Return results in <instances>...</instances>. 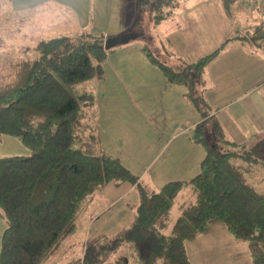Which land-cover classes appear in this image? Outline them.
<instances>
[{
  "label": "trees",
  "instance_id": "16d2710c",
  "mask_svg": "<svg viewBox=\"0 0 264 264\" xmlns=\"http://www.w3.org/2000/svg\"><path fill=\"white\" fill-rule=\"evenodd\" d=\"M143 1L155 23L164 19L166 6L176 4V0ZM224 3L228 6L229 0ZM67 38L42 39L39 55L18 61L11 80L0 81V135L15 136L31 150L30 155L0 157V210L6 221L0 264H41L73 230L84 200L111 181L131 185L138 181L117 157L88 153L90 146L79 134L83 119L79 110L88 95L76 94L74 87L103 77V64L113 47L106 48L100 35L66 50ZM233 40L263 50L264 23L250 34L235 33L189 64L186 72L160 61L146 45L142 51L169 84L184 85L185 96L200 109L206 103L195 85L202 84L205 66ZM206 117L202 111L193 128L194 141L206 151L200 171L188 180L168 181L156 192L140 186L134 220L110 245L87 241L84 264L95 253L93 264H97L100 254L106 256L122 244L136 251L141 264H191L186 242L222 231L248 243L250 264H264V193L244 178L254 155L263 154L262 143L246 148L230 141L219 121ZM225 145L240 149H224ZM237 158L243 164H236ZM182 190L186 194L180 216L168 228L174 200Z\"/></svg>",
  "mask_w": 264,
  "mask_h": 264
},
{
  "label": "rangeland",
  "instance_id": "374dc122",
  "mask_svg": "<svg viewBox=\"0 0 264 264\" xmlns=\"http://www.w3.org/2000/svg\"><path fill=\"white\" fill-rule=\"evenodd\" d=\"M224 1L176 0L174 6L164 7V19L155 23L149 4L143 0H0L1 82L11 80L18 61L39 55L37 45L42 39L67 36L64 48L71 50L100 35L104 43L127 33L138 36L113 47L103 64V77L74 87L76 94L88 95L79 110L83 116L79 134L90 146L87 152L117 157L138 181L134 185L111 181L84 200L73 230L41 264H84L87 241L110 245L134 220L140 186L156 192L168 181L188 180L200 171L206 151L194 141L190 124L195 125L202 111L207 114L212 105L203 103L199 109L185 96L186 87L169 84L142 47L146 45L176 71L186 72L189 64L213 52L235 33L250 34L264 23V0H229L228 6ZM230 45L225 46L227 50ZM209 65L204 68V78ZM195 87L205 99L206 88L200 81ZM224 149L239 150L240 146L225 145ZM30 154L19 138L0 135V157ZM254 157L252 165L243 166L247 168L244 178L264 193V153ZM241 161L234 160L238 165ZM185 194L182 190L174 200L170 225L180 216ZM5 227L0 210V244ZM226 233L229 236H208L210 249L204 257L194 255L191 264H236L240 260L248 264V243ZM232 239L242 247L241 253L225 249ZM96 254L86 263L93 264ZM99 257L97 264H124V259L141 264L127 244Z\"/></svg>",
  "mask_w": 264,
  "mask_h": 264
},
{
  "label": "crops",
  "instance_id": "0c3cea01",
  "mask_svg": "<svg viewBox=\"0 0 264 264\" xmlns=\"http://www.w3.org/2000/svg\"><path fill=\"white\" fill-rule=\"evenodd\" d=\"M230 43L228 50L224 47L209 62L205 78L203 73L202 85L207 91L204 100L207 105H212L206 118L218 120L226 137L246 148L261 142L264 153V49L256 50L239 40ZM195 125L190 124V128ZM214 235L229 236L225 231L199 234L186 242L190 262L194 255L205 256L211 247L207 237ZM241 248L233 240L225 249L241 253ZM124 264H129L127 259ZM236 264H247V260Z\"/></svg>",
  "mask_w": 264,
  "mask_h": 264
},
{
  "label": "water",
  "instance_id": "95a60500",
  "mask_svg": "<svg viewBox=\"0 0 264 264\" xmlns=\"http://www.w3.org/2000/svg\"><path fill=\"white\" fill-rule=\"evenodd\" d=\"M136 37H138V36L135 33H127V34H124V35H121L118 37L110 38L107 41H105L104 44H105L106 48H111V47H114V46L119 45V44L127 43L131 39H134Z\"/></svg>",
  "mask_w": 264,
  "mask_h": 264
}]
</instances>
